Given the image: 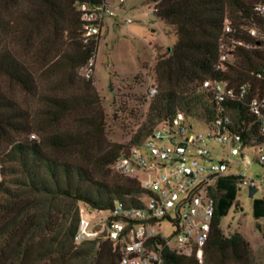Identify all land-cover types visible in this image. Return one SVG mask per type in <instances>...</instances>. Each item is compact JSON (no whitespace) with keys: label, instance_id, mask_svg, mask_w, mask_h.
I'll use <instances>...</instances> for the list:
<instances>
[{"label":"trees","instance_id":"1","mask_svg":"<svg viewBox=\"0 0 264 264\" xmlns=\"http://www.w3.org/2000/svg\"><path fill=\"white\" fill-rule=\"evenodd\" d=\"M30 5L24 15L29 31L23 39L29 43L33 29L47 23L54 39L64 36L66 49L60 54V67L67 72L65 82H73L76 71L95 56L98 41L83 46L79 39L77 6L92 0H23ZM0 41L3 40L6 17L15 0H1ZM157 3L153 17L162 22L176 37L166 56L159 57L153 66L156 93L148 99L146 113L124 144L107 143L104 137L103 114L91 80L79 81L80 92L68 96H42L43 108L36 116L30 115L18 103L0 92V134L12 131L26 135L36 134L38 140L15 142L9 153L10 161L23 177L31 195L24 213L32 212L33 230L23 229L18 237L21 264H118L117 255L108 242H85L73 245L77 225V207L107 211L114 201L136 207L143 194L137 182L111 170L112 164L130 147L146 139L161 121L175 113L209 123L215 114L211 94L202 88L204 81H226L235 89L247 86L242 103L228 104L234 124L249 123L247 132L256 141L255 122L248 114L247 102L264 91V48L262 42L249 37L240 28L252 23L264 38V17L255 15L253 8L264 0H145ZM224 17L230 19L234 37L245 45L233 51L234 61L223 72L215 70L218 59V40ZM61 32V34L59 33ZM259 44L255 46V44ZM50 44V43H49ZM43 49L48 50V46ZM260 74L261 79L256 78ZM0 76L32 95L35 81L30 71L13 53L0 49ZM146 98V97H145ZM71 118L74 125L62 130L59 125ZM40 133H45L40 136ZM246 138V132L242 133ZM40 136V137H39ZM236 178L221 179L216 186L215 207L210 233L201 263L193 258L165 254L167 264H257L251 249L239 233L225 236L219 223L228 210L236 207ZM0 185V190H1ZM2 191H8L3 188ZM8 204L15 201L10 198ZM5 209H8L4 206ZM254 220L264 219V199H253ZM53 213L60 220L52 222ZM25 216V215H24ZM27 217V216H26ZM255 228L259 231L256 224ZM15 229L4 235L12 239ZM48 232V233H46ZM264 238V231H262Z\"/></svg>","mask_w":264,"mask_h":264},{"label":"built area","instance_id":"2","mask_svg":"<svg viewBox=\"0 0 264 264\" xmlns=\"http://www.w3.org/2000/svg\"><path fill=\"white\" fill-rule=\"evenodd\" d=\"M125 3L126 0H92L78 4L81 44L87 46L99 41L103 30L119 23L124 26L133 23L132 18L120 14L127 10ZM156 5L151 3L148 15H153ZM253 12L264 17V3H257ZM240 28L249 37L261 41L264 48V38L252 23H245ZM233 33L230 19L224 17L216 71L223 72L232 64L236 47H251ZM93 71L94 57L84 62L77 73L86 81L92 78ZM256 78L262 76L257 74ZM202 88L211 94L216 105L211 121H198L177 112L159 122L146 139L115 160L111 170L135 180L143 194L137 198L136 207L114 201L109 210L98 211L79 204L73 245L108 242L117 255L118 264H167L165 254L193 258L201 263L211 229L217 183L233 176L237 192L249 188L258 191L264 184V180L229 171L231 162L243 168L257 163L264 169V91L246 104L260 138L256 141L247 133L249 123L234 124L228 112V104L242 103L245 99L247 86L240 85L235 89L226 81L207 80L202 83ZM155 93L156 89L151 87L146 98ZM188 119L204 126L207 133L194 131L187 124ZM243 132H246V138ZM211 143L218 144L219 149L209 147ZM246 149H255L253 160L245 153ZM163 223L170 227L167 235L160 230Z\"/></svg>","mask_w":264,"mask_h":264},{"label":"rangeland","instance_id":"3","mask_svg":"<svg viewBox=\"0 0 264 264\" xmlns=\"http://www.w3.org/2000/svg\"><path fill=\"white\" fill-rule=\"evenodd\" d=\"M0 3L2 4L1 0ZM0 4L1 12H4ZM127 10L120 13L133 19V23L103 30L97 44L94 56V71L92 87L98 97L103 114L104 137L107 143L124 144L131 133L143 119L148 105L147 91L154 87L153 66L159 57L166 56L176 37L162 22L147 12L151 4L145 0H126ZM10 15L6 17V26L0 49L4 48L22 62L30 71L35 81L36 90L32 95L24 93L18 86L11 84L0 76V92L14 99L20 107L30 115L36 116L43 108L42 96H68L80 92L81 78L76 71L73 82H65L67 72L60 67V54L66 49L64 36L54 39L53 31L47 23H41L34 28L29 43L23 39L25 31L31 27L22 20L30 13V5L23 0H15L10 6ZM117 13L120 11L116 10ZM111 22V21H109ZM61 34V32H59ZM50 43V44H49ZM48 46V50L43 49ZM187 124L196 132L206 134L204 126L195 120L188 119ZM74 123L67 118L60 125L62 130H69ZM44 136L45 133H40ZM39 136V137H40ZM38 140L36 134L8 132L0 134V264H21V250L18 247V237L23 229L33 230L32 212L24 213L26 202L31 195L28 192L23 177L10 161L9 153L15 142L23 140ZM209 147L219 149L216 143ZM250 159L255 156V149H246ZM213 160H216L213 157ZM230 173H240L245 177L264 180V169L257 163L243 168L229 163ZM5 188L9 194L2 191ZM10 198L15 201L11 202ZM253 199H264V184L256 191L252 199L245 190L236 193V207L232 206L225 217L221 218L219 227L225 236L236 232L248 242L253 260L264 264V219L254 220L251 212ZM146 203L147 201L144 200ZM12 203V202H11ZM4 206L8 209H5ZM25 215V216H24ZM52 223H60L58 215L52 214ZM27 216V217H26ZM256 224L259 231L255 228ZM9 229H15L12 239L5 238ZM163 235L170 232V227L163 223L160 227ZM48 233V232H46ZM79 263H85L78 262Z\"/></svg>","mask_w":264,"mask_h":264},{"label":"water","instance_id":"4","mask_svg":"<svg viewBox=\"0 0 264 264\" xmlns=\"http://www.w3.org/2000/svg\"><path fill=\"white\" fill-rule=\"evenodd\" d=\"M256 192V189H254V188H249L248 189V191H247V193H248V198H252L253 197V195H254V193Z\"/></svg>","mask_w":264,"mask_h":264}]
</instances>
